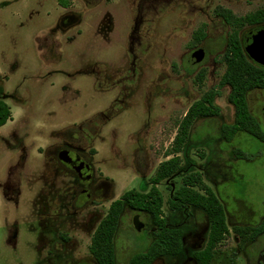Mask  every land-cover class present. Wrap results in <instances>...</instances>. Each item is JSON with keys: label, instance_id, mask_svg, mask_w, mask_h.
<instances>
[{"label": "rangeland", "instance_id": "obj_1", "mask_svg": "<svg viewBox=\"0 0 264 264\" xmlns=\"http://www.w3.org/2000/svg\"><path fill=\"white\" fill-rule=\"evenodd\" d=\"M68 2L0 0V98L11 113L0 127V264H96L90 239L110 203L149 190L180 120L209 91L215 114L196 118L177 174L156 185L164 219L184 224L183 249L153 264H194L205 244L207 219L192 207L176 216L168 203L192 172L221 201L230 230L212 264H264V233L240 245L232 231L264 217V137L223 136L234 109L220 85L233 30L223 10L244 17L264 0ZM194 50L199 63L189 60ZM247 102L264 136V90L249 91ZM74 146L92 168L82 182L56 156ZM153 231L148 214L126 208L116 264L143 251Z\"/></svg>", "mask_w": 264, "mask_h": 264}, {"label": "trees", "instance_id": "obj_2", "mask_svg": "<svg viewBox=\"0 0 264 264\" xmlns=\"http://www.w3.org/2000/svg\"><path fill=\"white\" fill-rule=\"evenodd\" d=\"M57 1L62 7L69 5L68 0ZM221 16L226 23L233 26V30L227 35L225 42L223 53L225 70L221 76L220 85H227L230 88L228 101L233 106L234 114L233 122L223 126V136L230 140L238 131H244L255 138L262 139L263 133L250 113L247 94L253 89L264 90V66L255 63L248 57L239 29L246 24H263L264 9H258L244 17H236L231 11L223 10ZM215 94V91L205 93L188 108L178 124L172 149L166 153V156L170 157L157 165L150 177L149 190L140 192L129 189L110 203L105 216L98 222L90 239L89 251L96 264H116L114 238L121 215L126 208L148 214L154 225L148 246L143 251L132 255L127 264H153L161 258L176 256L182 252L184 236L181 226L184 224L181 222L171 225L164 219L162 214L163 197L156 185L177 174L181 163L178 154L189 137L193 122L198 117H209L215 114L213 105ZM10 119L9 106L0 98V127ZM58 158L61 160L60 157ZM168 203L176 216L186 215L189 208L192 207L196 217L207 219L208 232L205 244L193 253V260L194 264H212L218 246L228 236L230 230L221 201L211 187L204 183L201 173L192 172L183 176L181 186L169 197ZM232 231L239 236L240 245H245L264 233V217L256 226L233 225Z\"/></svg>", "mask_w": 264, "mask_h": 264}, {"label": "water", "instance_id": "obj_3", "mask_svg": "<svg viewBox=\"0 0 264 264\" xmlns=\"http://www.w3.org/2000/svg\"><path fill=\"white\" fill-rule=\"evenodd\" d=\"M243 47L252 61L264 66V28H256L254 31L248 32L243 41ZM202 59L203 53L201 50H194L189 56L191 63H199ZM73 156V153L65 150L59 152V157L67 162H69Z\"/></svg>", "mask_w": 264, "mask_h": 264}, {"label": "flooded vegetation", "instance_id": "obj_4", "mask_svg": "<svg viewBox=\"0 0 264 264\" xmlns=\"http://www.w3.org/2000/svg\"><path fill=\"white\" fill-rule=\"evenodd\" d=\"M264 24V23H263ZM256 27L255 28H253V29H251V30H249L248 32H250V31H254L256 28H264V27H257V26H262V24H258V25H255ZM248 32H247V34H248ZM247 34L246 35H244V36H241V38H242V43H243V41H244V39H245V37L247 36ZM62 150H65V151H67V152H71V153H73V157L70 159V161L69 162H64V160H60L58 157V154H59V152L60 151H62ZM77 155V157L75 158V156ZM56 156H57V159L59 160V162L60 163H62L63 165H65L66 167H68V168H70V170L75 174V175H77V177H78V181L79 182H82L83 180L85 181V180H88L89 178H90V176H91V174H92V168L90 167V165H89V163L86 161V160H84L83 158H82V156H81V153H80V148H78V147H69V148H63V149H59L57 152H56ZM75 158V159H74ZM82 191V190H81ZM83 191H85V193H88V191H86V190H84L83 189ZM199 239V238H198ZM201 241H202V238L200 239ZM200 240L198 241V245H200ZM184 242V238H182V249H183V243ZM200 249V248H199ZM199 249H197V250H199ZM197 250H195V251H197ZM194 251V252H195ZM192 258H193V256H192ZM193 260V259H192ZM193 263H194V260H193Z\"/></svg>", "mask_w": 264, "mask_h": 264}]
</instances>
